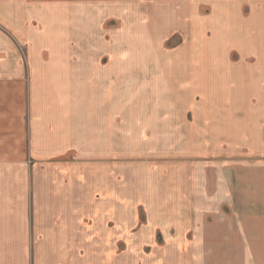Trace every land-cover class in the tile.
<instances>
[{
	"label": "crops",
	"instance_id": "obj_1",
	"mask_svg": "<svg viewBox=\"0 0 264 264\" xmlns=\"http://www.w3.org/2000/svg\"><path fill=\"white\" fill-rule=\"evenodd\" d=\"M151 1L0 0V231L17 230L25 245L35 236L36 250L51 252L53 263L78 264L66 251L83 248L85 264H109V203L118 195L108 188L106 161L123 135L114 125L118 114L109 115V85L100 87L105 68L81 44L104 41L110 21L125 25L126 10ZM219 26L228 30H187L180 49L181 106L196 107L195 126L182 122L181 146L196 163L171 168L166 192L182 213L191 204L196 218L206 217V204L238 195L264 206V18ZM57 43L71 46L57 52ZM23 48L32 52L31 67ZM92 250L101 252L96 261Z\"/></svg>",
	"mask_w": 264,
	"mask_h": 264
},
{
	"label": "rangeland",
	"instance_id": "obj_2",
	"mask_svg": "<svg viewBox=\"0 0 264 264\" xmlns=\"http://www.w3.org/2000/svg\"><path fill=\"white\" fill-rule=\"evenodd\" d=\"M124 16L125 25H116L114 20L102 28L104 41L81 44V51L93 57L94 66L105 68L100 87L109 85V115L118 114L114 125L119 126V137L123 135L119 151L111 152L107 163L106 156H101L102 163L108 164V188L118 195L109 203L108 223L113 232L109 237V264H264L263 204L245 203L244 196L238 195L233 203L206 204V217L196 218L191 204L182 213L181 203L170 202L166 192V175L171 168L179 171L181 164L196 163V155H188L181 146L182 122L192 127L196 118L195 105L181 106L186 92H181L180 49L187 30L188 34H219L228 30L219 26L221 21H260L264 18V0H172L166 4L153 0L137 10H126ZM112 35L117 42H110ZM26 45L27 50L32 46ZM64 45L71 46L57 43L53 50L63 51ZM44 50L49 52L48 47ZM27 53L31 67L32 52ZM31 72L29 80L34 78ZM81 74L88 76L87 72ZM91 83L95 87L100 84L99 79ZM192 102L195 104V99ZM84 157L74 156L79 162H84ZM96 162L100 166L101 160ZM105 175L103 171V178ZM97 222L93 224L92 245L97 243ZM3 231L0 264L51 262V252L36 250L32 241L35 236L30 234L25 245L17 230L5 235ZM66 252L76 256L78 264H85L83 248ZM97 253L90 251L92 261L99 259Z\"/></svg>",
	"mask_w": 264,
	"mask_h": 264
}]
</instances>
